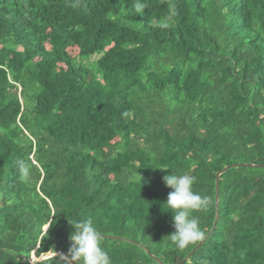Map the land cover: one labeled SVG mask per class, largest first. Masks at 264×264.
<instances>
[{
  "label": "trees",
  "instance_id": "16d2710c",
  "mask_svg": "<svg viewBox=\"0 0 264 264\" xmlns=\"http://www.w3.org/2000/svg\"><path fill=\"white\" fill-rule=\"evenodd\" d=\"M263 166L264 0H0V264H264Z\"/></svg>",
  "mask_w": 264,
  "mask_h": 264
},
{
  "label": "water",
  "instance_id": "95a60500",
  "mask_svg": "<svg viewBox=\"0 0 264 264\" xmlns=\"http://www.w3.org/2000/svg\"><path fill=\"white\" fill-rule=\"evenodd\" d=\"M248 166H255V165H248V164H232L229 166L224 167L220 172L217 173L216 175V200H215V206H216V218L213 224V227L211 229V231L209 232V234L188 254L187 258L191 257L195 251H197L205 242L206 240L210 237V235L213 234V232L216 229V226L218 224L219 218H220V213H219V181H220V176L225 173L227 170L231 169V168H235V167H248ZM255 167H259V166H255ZM264 167V166H263ZM88 235L87 233H81L78 236L74 237L73 239V250L75 252V256L78 262H80L79 259V255H78V250H77V246L76 243L79 239H81L82 237ZM95 237H99V235H94ZM154 257V256H152ZM186 258V259H187ZM158 260V259H157ZM160 262V261H159ZM161 263V262H160ZM179 264V263H178Z\"/></svg>",
  "mask_w": 264,
  "mask_h": 264
},
{
  "label": "rangeland",
  "instance_id": "374dc122",
  "mask_svg": "<svg viewBox=\"0 0 264 264\" xmlns=\"http://www.w3.org/2000/svg\"><path fill=\"white\" fill-rule=\"evenodd\" d=\"M70 52H72L73 55L76 54V51H74V50H72V51H70ZM45 258H46V257H43V258H41V259H45Z\"/></svg>",
  "mask_w": 264,
  "mask_h": 264
}]
</instances>
